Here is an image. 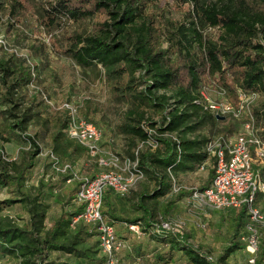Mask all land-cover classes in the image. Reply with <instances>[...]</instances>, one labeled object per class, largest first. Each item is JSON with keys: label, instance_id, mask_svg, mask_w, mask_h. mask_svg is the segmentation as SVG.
I'll use <instances>...</instances> for the list:
<instances>
[{"label": "trees", "instance_id": "trees-1", "mask_svg": "<svg viewBox=\"0 0 264 264\" xmlns=\"http://www.w3.org/2000/svg\"><path fill=\"white\" fill-rule=\"evenodd\" d=\"M182 4L190 19L182 24L166 18L158 0H52L40 8L38 16L46 28L60 26L62 20L91 23L89 34L67 37L61 54L81 69H102L112 98L127 108L116 131L128 139L129 159L134 161L136 151L137 170L157 184L150 194L144 187L135 193L134 209L141 215L131 221L117 214L112 203L116 196L105 191L104 218L113 225L161 231L169 252H179L186 264H227L231 254L243 249L236 240L244 238L241 235L249 218L246 207L235 211L230 246L216 258L208 249L191 245L183 233L171 228L163 231L156 219L168 214L169 205L164 201L172 177L193 172L209 159L204 151L206 136L189 139L186 135L217 128L228 134L233 131L232 125L222 126L224 123L202 106L205 78L218 79L230 93L242 90L264 97V0H182ZM4 5L8 7L9 33L27 11L23 0H0V10ZM209 30L217 33L209 34ZM29 50L40 56L35 47ZM38 76L41 78L39 64ZM29 78L20 58L0 54V141L6 145L19 136L17 139L29 144L14 160L0 158V190L12 196L0 201V212L19 204L29 218L21 228L0 218V257L14 264H65L47 262L48 253L55 252L97 262L98 252L102 253L96 234L80 223L73 224L79 210L61 215L45 228L48 206L39 196L23 193L27 173L40 154L37 137L29 129L34 124L47 127L37 110L42 104L24 95ZM89 112L86 106L81 117L91 122ZM253 114L264 144V111ZM67 124L68 116L55 120L48 143L50 153L72 169L77 159L87 155L84 147L67 137ZM209 160L214 166L215 161ZM213 173L211 169L209 184ZM66 175L64 183L71 177L70 171ZM81 236L96 242L88 245ZM260 246L255 264H264L263 238ZM99 257L104 264V256Z\"/></svg>", "mask_w": 264, "mask_h": 264}, {"label": "rangeland", "instance_id": "rangeland-1", "mask_svg": "<svg viewBox=\"0 0 264 264\" xmlns=\"http://www.w3.org/2000/svg\"><path fill=\"white\" fill-rule=\"evenodd\" d=\"M51 1L23 0L27 11L26 16L20 24L13 25L9 33L6 32L8 29V7L4 5L0 10V39L6 41L9 46L16 47L21 54L35 59L36 64L40 66L41 85L51 102V106L48 108L42 105L37 107L40 119L47 122V127L34 124L29 129L30 134L37 137L40 154L34 160V167L27 173L25 186L22 189L25 195L39 196L41 202L48 206L45 228H48L52 221L61 215L72 213L75 209L70 202L72 197L70 193L76 183L66 184L62 181V178L67 175L54 169L48 143L49 135L54 133V121L68 116L66 106L75 110L79 116L85 113L87 106L90 109L88 120L103 132L104 149L118 156L121 162L129 158L127 154L128 139L116 131V127L123 122V114L127 108L112 98L108 85L103 79L102 69H81L75 66L71 59L61 54L66 46L67 37L74 34H89L92 31L91 23L88 21L72 23L62 20L60 26L49 28L42 26L38 12L46 2ZM158 2L164 6L167 12L166 18L179 24L190 20L187 6L182 4V0H158ZM208 32L215 35L217 30ZM30 46L40 51L39 57L29 50ZM163 47H166V44H163ZM201 92L220 110L219 120L224 123L222 126L232 125L233 131L228 134L225 131L221 132L220 128L207 129L188 134L187 138H198L201 135L206 136L208 140L222 136L235 138L242 133L243 126L247 123L253 125L259 137L261 129L257 126L253 113L254 111H264L263 96L242 90L230 93L220 85L218 79L209 77L205 78ZM17 137L6 145H2L0 141V150L4 152L7 160L16 159L20 155V150L29 148V144ZM150 144L153 148L156 147L153 142ZM138 146L141 147L140 144ZM252 159L254 171L259 172L260 177H263L264 158L258 160L256 155H253ZM60 162L66 163L65 160ZM211 169L214 170V166L210 161L204 166V169L200 168L172 177L171 188L164 201L169 205L168 214L162 217L157 216L156 220L160 223L165 221L171 229L186 235L191 245L208 249L212 258H216L222 249L230 246L233 237L231 221L235 211L213 210L193 197L195 192L199 193L209 186V171ZM97 171L98 167L95 165V161L86 156L77 159L72 167V172L76 173L78 177H89V174L94 175ZM262 181L264 182V180ZM156 186V182L143 177L134 190L122 199L120 215L127 221L140 217L141 212L134 209L135 193L144 187L150 194L156 189ZM7 198H12V196L5 190H0V201ZM255 209L258 211L260 219L248 218L244 235H241L244 238L236 240L243 246V249L231 254L227 259V264H255L256 253L261 249L260 240L264 239V197L260 199L259 203L256 202ZM135 213H138L139 216ZM0 218L8 220L19 228L29 220L25 209L19 204L0 212ZM78 230L73 229V232H78ZM126 234V232H119L118 237L126 242L130 250L138 252L131 253L129 250H123L116 254L113 264H186L179 252H169L168 246L165 245L166 238L161 231L141 227L139 235L124 236ZM84 239L88 245L96 242L94 238ZM98 248H96L97 251ZM251 249L255 251L253 254L250 253ZM99 256L103 255L98 252L97 262H91L61 253L49 252L47 262L103 264L99 262ZM0 264L14 263H9L6 258L0 257Z\"/></svg>", "mask_w": 264, "mask_h": 264}, {"label": "built area", "instance_id": "built-area-1", "mask_svg": "<svg viewBox=\"0 0 264 264\" xmlns=\"http://www.w3.org/2000/svg\"><path fill=\"white\" fill-rule=\"evenodd\" d=\"M1 53L23 61L30 77L24 86L27 100L36 98V103L50 107L51 102L41 85L35 59L21 54L16 47L9 46L3 39H0ZM200 96L204 109L219 117L220 110L208 101L202 92ZM65 108L68 111L65 130L67 137L84 147L87 157L95 161L98 171L92 178L78 177L67 163H61L52 153L51 163L57 172L67 174L70 171L71 177L66 180V184L74 182L77 185L71 205L79 212L73 218V224L80 223L95 233L105 258L104 263L113 264L116 254L126 250L128 246L118 237L114 225L102 215L103 196L105 191L109 190L116 197H126L141 182L143 175L136 168L137 152H134V161L128 158L121 162L118 156L104 149L103 132L97 125L86 121L70 107ZM263 147L264 144L251 123L245 124L242 133L235 138L218 137L208 140L204 151L215 161L213 177L209 186L199 193L195 192L193 197L213 210H237L244 206L249 213V219H260L255 204L258 194L264 196V184L259 172L253 169L252 155H256L258 160L264 158ZM0 158L8 161L2 150ZM126 228L129 232L139 235V225L130 224L126 225ZM161 229L168 231L170 227L161 223ZM254 252V249H251L250 253Z\"/></svg>", "mask_w": 264, "mask_h": 264}, {"label": "crops", "instance_id": "crops-1", "mask_svg": "<svg viewBox=\"0 0 264 264\" xmlns=\"http://www.w3.org/2000/svg\"><path fill=\"white\" fill-rule=\"evenodd\" d=\"M210 159V158H209ZM207 160L206 161V163H204L200 168L201 169H204V166H206L207 165V163L208 162H210L211 160ZM199 168V169H200ZM196 171V170H195ZM90 173V172H89ZM97 173V172H96ZM95 173V174H96ZM94 174V175H95ZM91 177L92 176H94V175H92V173L91 174H89ZM262 180H264V173H263V177H261V181ZM262 183L264 184V182L262 181ZM262 197H264L261 193L260 194H258V196H257V200H256V202L257 203H259V201H260V199L262 198ZM112 203H113V205H114V208H115V210H116V212H117V214H119L120 215V213H119V210L121 209V205H122V203H123V201H122V199H120V198H116V197H112ZM134 203H135V199H134ZM133 203V204H134ZM124 208V207H123ZM233 211H237V210H235V209H232ZM135 215H137V216H139L138 215V213H135ZM126 225H130V224H125V223H116V224H114V227H115V230H116V232H117V234L119 233V232H126L127 234L126 235H124V236H132L133 235V233H131V232H129L128 230H127V228H126ZM121 226V227H120ZM135 235V234H134ZM119 236H123V235H119ZM126 250H129L131 253H137L138 251H136V252H133L132 250H130V248H127Z\"/></svg>", "mask_w": 264, "mask_h": 264}, {"label": "water", "instance_id": "water-1", "mask_svg": "<svg viewBox=\"0 0 264 264\" xmlns=\"http://www.w3.org/2000/svg\"><path fill=\"white\" fill-rule=\"evenodd\" d=\"M218 119H219V117H218Z\"/></svg>", "mask_w": 264, "mask_h": 264}]
</instances>
